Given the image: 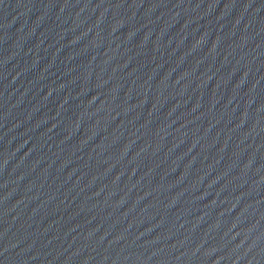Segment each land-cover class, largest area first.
Returning <instances> with one entry per match:
<instances>
[{
    "label": "water",
    "instance_id": "obj_1",
    "mask_svg": "<svg viewBox=\"0 0 264 264\" xmlns=\"http://www.w3.org/2000/svg\"><path fill=\"white\" fill-rule=\"evenodd\" d=\"M0 264H264V0H0Z\"/></svg>",
    "mask_w": 264,
    "mask_h": 264
}]
</instances>
